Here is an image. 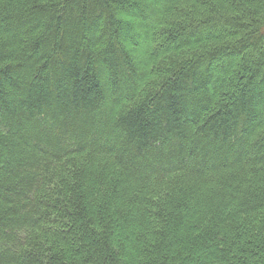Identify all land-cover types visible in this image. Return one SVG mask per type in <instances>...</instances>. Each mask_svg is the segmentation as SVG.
<instances>
[{
    "label": "trees",
    "instance_id": "1",
    "mask_svg": "<svg viewBox=\"0 0 264 264\" xmlns=\"http://www.w3.org/2000/svg\"><path fill=\"white\" fill-rule=\"evenodd\" d=\"M0 264H264V0H0Z\"/></svg>",
    "mask_w": 264,
    "mask_h": 264
}]
</instances>
